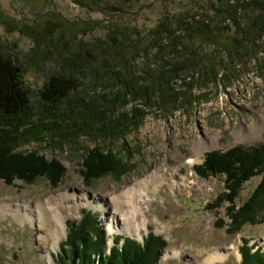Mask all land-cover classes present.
<instances>
[{
	"label": "rangeland",
	"instance_id": "1",
	"mask_svg": "<svg viewBox=\"0 0 264 264\" xmlns=\"http://www.w3.org/2000/svg\"><path fill=\"white\" fill-rule=\"evenodd\" d=\"M226 2L231 0H0V54L19 67L34 122L45 126L41 140L25 143L18 151H38L66 169L57 188L44 178L33 184L17 180L12 186L0 180V264H55L67 237L66 222L79 221L84 210L97 216L109 247L116 236L140 244L150 232L162 237L167 246L158 264H210L205 257L211 250L225 255L224 260L211 264H241L240 248L245 244L264 253V220L230 233L229 204L214 208L225 191L224 177L204 180L193 169L209 152H226L237 146L248 149L264 142V35L255 58L227 87L193 82L189 91L192 105L184 100L188 93L180 83L177 86L184 91V101L179 108L169 102L165 112L149 109L141 127L128 129L121 139H106L77 128L83 122V105L108 108L112 102L108 95L115 90L116 81L104 72L109 67L105 62H112L115 45L119 52L114 57H123L138 68L144 59L134 54L137 34L144 35L162 15H212L211 6L218 11ZM212 39L208 33L198 36L204 43ZM216 40L230 45L224 36ZM114 70L123 71L122 64ZM55 74L74 77L78 83L58 109L39 98L42 85ZM104 74L107 77L102 80ZM139 108L140 102L122 104L116 117ZM94 147L113 149L127 160L130 171L119 179L107 176L86 183L82 159ZM159 165L166 169V183L159 188L153 185L154 191L147 197L144 228L136 235L126 232L122 224L110 230L107 218H112V198L119 197L133 180L153 174ZM260 181L259 176L247 182L236 203L247 201ZM172 182H176L174 189ZM60 194L82 198V207L72 214L63 209L68 217L57 242L49 225L40 228L27 216L40 207L59 211L57 201H50Z\"/></svg>",
	"mask_w": 264,
	"mask_h": 264
},
{
	"label": "trees",
	"instance_id": "2",
	"mask_svg": "<svg viewBox=\"0 0 264 264\" xmlns=\"http://www.w3.org/2000/svg\"><path fill=\"white\" fill-rule=\"evenodd\" d=\"M211 14H164L143 35L137 34L134 54L142 56L138 68L118 59L112 50V62L104 72L116 81L109 93L108 108L95 105L81 107L83 122L77 125L82 133L92 130L106 139H121L128 129H139L149 109L167 111L168 103L175 108L186 101L192 105L189 91L193 82L227 87L244 73L243 69L259 52V41L264 35V0L226 2L224 8ZM210 34L213 39L204 43L198 36ZM224 36L226 46L217 37ZM208 46L209 48H207ZM122 64L123 71L114 70ZM102 80L106 79V75ZM188 93L184 98L179 85ZM76 78L55 74L39 90V98L58 109L63 99L77 89ZM177 87H176V86ZM140 102L142 108L116 117L119 106ZM131 125V126H130ZM45 127V126H44ZM44 127L35 124L32 105L20 81L19 67L0 54V180L12 186L15 181L33 184L44 178L53 188L61 185L66 169L58 160H47L38 151L20 152L18 148L31 141L41 140ZM77 129V130H78ZM125 133V134H124ZM126 155L130 152L123 147ZM195 174L207 180L224 177L225 191L214 203V208L228 203V231L237 233L246 224L264 220V142L253 148L237 146L226 152L212 151L201 164L194 166ZM130 171L127 160L111 148L87 149L82 159L81 174L86 183L107 176L121 178ZM261 181L242 205L236 203L243 186L254 177ZM79 221H68L66 240L61 245L55 264H158L167 242L150 232L140 244L130 238L116 236L109 247L105 233L92 211L84 210ZM124 240V243H121ZM248 244L240 248L241 264H264V253L253 251Z\"/></svg>",
	"mask_w": 264,
	"mask_h": 264
},
{
	"label": "bare ground",
	"instance_id": "3",
	"mask_svg": "<svg viewBox=\"0 0 264 264\" xmlns=\"http://www.w3.org/2000/svg\"><path fill=\"white\" fill-rule=\"evenodd\" d=\"M159 168L160 169L157 168L150 176L146 175L140 179L133 180L128 188L120 193L119 197L112 198V210H109V213H112V218H107L109 225L111 224L110 230H116V228H120V225L122 224L126 232L136 235L142 228H144L145 223H147V216L144 212L146 208L144 205H149L150 202L147 197H149V193L154 191L153 185H157L159 188L166 183L163 174L166 169L164 165H159ZM175 184L176 182H172V189H174ZM59 197L60 198H53L50 201V203L57 201L59 211H57V209L54 210L53 207H40L39 211L32 210L27 216L29 221L37 222L40 228L49 225L51 227L50 234L57 238V242L59 241V235H62V232L64 231V222L68 217L63 214V209L67 208L72 214L82 207V198H76L73 195L67 194H60ZM71 200L73 201L70 202ZM205 258L206 261L211 264L224 260L225 255L217 250H211L207 253Z\"/></svg>",
	"mask_w": 264,
	"mask_h": 264
},
{
	"label": "water",
	"instance_id": "4",
	"mask_svg": "<svg viewBox=\"0 0 264 264\" xmlns=\"http://www.w3.org/2000/svg\"><path fill=\"white\" fill-rule=\"evenodd\" d=\"M121 243H124V241H122Z\"/></svg>",
	"mask_w": 264,
	"mask_h": 264
}]
</instances>
